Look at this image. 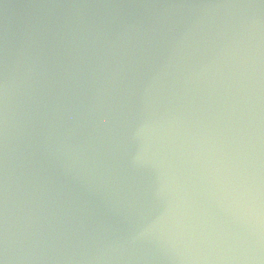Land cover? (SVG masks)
Wrapping results in <instances>:
<instances>
[{"label":"water","instance_id":"water-1","mask_svg":"<svg viewBox=\"0 0 264 264\" xmlns=\"http://www.w3.org/2000/svg\"><path fill=\"white\" fill-rule=\"evenodd\" d=\"M4 264H264V0H0Z\"/></svg>","mask_w":264,"mask_h":264},{"label":"snow or ice","instance_id":"snow-or-ice-1","mask_svg":"<svg viewBox=\"0 0 264 264\" xmlns=\"http://www.w3.org/2000/svg\"><path fill=\"white\" fill-rule=\"evenodd\" d=\"M0 264H3V260H0Z\"/></svg>","mask_w":264,"mask_h":264},{"label":"clouds","instance_id":"clouds-1","mask_svg":"<svg viewBox=\"0 0 264 264\" xmlns=\"http://www.w3.org/2000/svg\"><path fill=\"white\" fill-rule=\"evenodd\" d=\"M3 264H4V261H3Z\"/></svg>","mask_w":264,"mask_h":264}]
</instances>
